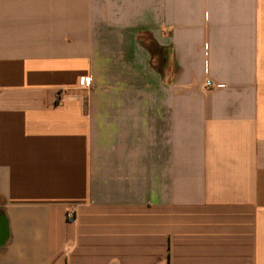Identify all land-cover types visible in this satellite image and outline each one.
Returning <instances> with one entry per match:
<instances>
[{
	"label": "crops",
	"instance_id": "crops-1",
	"mask_svg": "<svg viewBox=\"0 0 264 264\" xmlns=\"http://www.w3.org/2000/svg\"><path fill=\"white\" fill-rule=\"evenodd\" d=\"M0 264H264V0H0Z\"/></svg>",
	"mask_w": 264,
	"mask_h": 264
},
{
	"label": "built area",
	"instance_id": "built-area-1",
	"mask_svg": "<svg viewBox=\"0 0 264 264\" xmlns=\"http://www.w3.org/2000/svg\"><path fill=\"white\" fill-rule=\"evenodd\" d=\"M90 85H91L90 78H84L80 82V87H82V88H89ZM206 87H208V88L215 87V84L212 81L208 80L206 82ZM68 219H69L70 222H75L76 221L75 211L74 210L69 211V213H68Z\"/></svg>",
	"mask_w": 264,
	"mask_h": 264
}]
</instances>
